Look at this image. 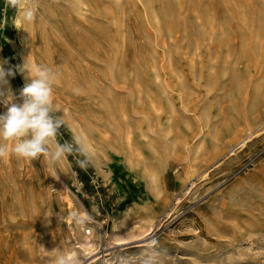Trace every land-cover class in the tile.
<instances>
[{"label": "rangeland", "instance_id": "374dc122", "mask_svg": "<svg viewBox=\"0 0 264 264\" xmlns=\"http://www.w3.org/2000/svg\"><path fill=\"white\" fill-rule=\"evenodd\" d=\"M83 1L49 0L33 63L58 74L53 100L66 126L57 139L83 135L99 146L107 132L116 160L103 180L90 163L77 165L84 157L68 156L69 181L61 161L18 159L6 141L0 264H54L61 251L78 264H264V29L249 41L247 9L252 2L264 15V0ZM15 11L0 0L5 68L17 64L5 39ZM10 78L18 97L17 73ZM123 130L142 164L127 163ZM69 201L99 234L110 235L128 205L151 216L152 228L117 241L100 236L84 252L80 236L91 225L72 227Z\"/></svg>", "mask_w": 264, "mask_h": 264}, {"label": "clouds", "instance_id": "9594fccd", "mask_svg": "<svg viewBox=\"0 0 264 264\" xmlns=\"http://www.w3.org/2000/svg\"><path fill=\"white\" fill-rule=\"evenodd\" d=\"M9 8L15 9L16 18L24 23L31 24L37 19L38 6L34 3L4 0V10ZM6 64V59L0 60V106L6 108L0 113V159L9 156V146L5 142L12 141L10 151L18 159L31 161L43 157L49 164L55 165L68 156L79 155L84 158L77 159V165L87 168L91 154L83 138L74 135L71 142L63 143L57 139L61 128L66 126L64 116L56 115L60 109L53 100V84L58 74L45 65L30 62L28 57L15 68H5ZM17 72L26 73V82L19 90L18 97L9 82V78ZM17 99L22 103H16ZM91 219L87 212L73 211L69 214V220L78 225ZM150 243L154 245L156 241ZM54 264H78V260L75 255L61 251L55 257Z\"/></svg>", "mask_w": 264, "mask_h": 264}, {"label": "bare ground", "instance_id": "6f19581e", "mask_svg": "<svg viewBox=\"0 0 264 264\" xmlns=\"http://www.w3.org/2000/svg\"><path fill=\"white\" fill-rule=\"evenodd\" d=\"M48 2L49 0H24L25 4L34 3L38 6L37 19L35 20V22L31 24L24 23L22 22L21 19H17L16 18L17 14L15 11V14L11 21V25L14 28V35L13 37H7V36L5 37L6 41L8 42L10 46L11 51L16 56L17 64L13 65L12 66L13 68H15V66L22 65L27 57H28V60L33 63V54H32L33 48L32 47L34 45L35 36L39 34L45 27L46 20L44 17V12L49 10ZM248 3H249L247 6L248 7L247 8L248 9V27L250 30V40L249 41L250 42L259 41L262 38L261 32L264 29V24H263L264 15L260 10L255 8V5L252 2H248ZM81 5L82 4L80 2V6ZM84 7H86V5ZM14 25L21 29L16 28ZM0 53H1V47H0ZM25 75L26 73L21 74L17 72V78H18L19 84L22 87L24 86L26 82ZM9 82H10V87L12 89L13 85H12L11 78H9ZM15 102L18 103L17 101ZM120 133H121L120 134V147L127 154V157H126L127 163L131 166H136L139 163L142 164V162H144V160L142 159V154L139 152L138 149H134L132 145L131 132H129L128 130H123ZM80 137L83 138L87 142L89 152L91 154L90 165L92 169L95 171L96 175L99 178H102L103 180L109 179V174L112 172V167L116 160V157L110 155L108 152V149L111 148V143L109 140L110 138L108 136V133L104 132L103 142L99 146L94 145L91 141H89L83 135H81ZM61 166L64 168L67 179L69 181H73L76 175L72 170L68 169V163L66 162L65 159L61 161ZM145 172H146V182H145L146 188L149 192L152 193V195L155 198H158L160 191L157 186L156 175L153 171L146 170ZM63 189H67V187L63 185ZM68 211L69 213L73 211H77L74 208L73 202L71 201H69L68 203ZM131 216H134V217L131 218ZM129 220H131V222L132 220L133 221L136 220V222L129 224L130 223ZM111 221H112V228L110 229L111 231L110 235L99 234L96 224L88 222V224L91 225V229L93 233L92 234L89 233L88 236H82V235L80 236L84 241L80 245V247L82 248L84 252L92 253L94 250H96L97 247L91 244V242H93L100 236H105L107 239H110L111 241H117L118 239H121V237H123L122 239H124L128 237L141 236L149 232L152 228V217L149 216L142 209H138V208L131 207V206L129 207V205L128 207H126V209H124L123 211H120L119 218L112 219ZM68 225H70L69 222H68ZM79 226L80 225L76 224L75 221H74V224H72V227H74L76 231H78V229L80 228Z\"/></svg>", "mask_w": 264, "mask_h": 264}]
</instances>
